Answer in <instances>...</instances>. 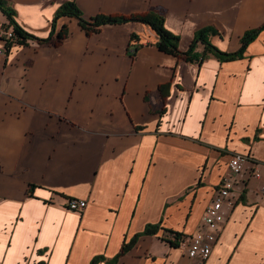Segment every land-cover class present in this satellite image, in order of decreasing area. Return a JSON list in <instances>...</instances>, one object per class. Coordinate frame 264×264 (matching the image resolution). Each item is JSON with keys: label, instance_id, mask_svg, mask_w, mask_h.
Returning <instances> with one entry per match:
<instances>
[{"label": "crops", "instance_id": "1", "mask_svg": "<svg viewBox=\"0 0 264 264\" xmlns=\"http://www.w3.org/2000/svg\"><path fill=\"white\" fill-rule=\"evenodd\" d=\"M8 1L48 38L69 0ZM75 1L86 19L160 12L185 52L206 27L237 52L264 24V0ZM8 20L0 9V33ZM79 22L61 17L60 41L0 40V264H190L173 232L204 225L235 153L250 159L206 264H264V31L240 58L199 42L186 61L142 23L88 33ZM72 198L87 207L66 208ZM147 225L160 228L136 237Z\"/></svg>", "mask_w": 264, "mask_h": 264}, {"label": "trees", "instance_id": "2", "mask_svg": "<svg viewBox=\"0 0 264 264\" xmlns=\"http://www.w3.org/2000/svg\"><path fill=\"white\" fill-rule=\"evenodd\" d=\"M0 9L5 16L9 19V25L14 27V31L16 33V44H26L30 40L37 41L38 43H49L60 41L68 37L69 31L67 28L61 29L57 35V21L61 17H75L80 22V25L84 30L88 33L99 31L102 25L108 24H119V23H128V22H139L144 25L149 26L154 32L157 34L158 39L156 42V47L162 51L169 53L172 56L178 58H184L186 61H192L199 56L198 51L196 50L197 44L200 42L205 46V50L212 52L218 58L223 60H234L240 58L244 55V52L248 45L253 42L261 31H264V24L261 26L254 28L252 30L246 31L242 37L241 48L237 52H223L219 48H217L213 43H211L209 36L210 34H215V30L211 27H206L204 29H200L196 32L194 41H192L191 46L187 52L182 51L179 47V42L181 40L179 35L174 34L166 27V17L155 10H150L145 13H135L129 16H124L121 14L109 15V14H99L92 17L91 19H86L81 10L78 8V4L75 0H69L64 2L55 13V17L52 21V33L48 38H38L31 33L27 32L23 27H21L16 21V10L11 6L8 0H0ZM131 40H138L137 34L132 35ZM138 46H135L134 50H132L133 54L137 51ZM160 225H147L144 231L138 234L136 237L140 235H154L158 232ZM175 235V239L181 238L184 234H180L179 232H173ZM137 239V238H135ZM134 240V239H133ZM135 241V240H134ZM133 241V242H134ZM173 246L178 247L177 241L170 242ZM129 244H126L123 250H127Z\"/></svg>", "mask_w": 264, "mask_h": 264}, {"label": "built area", "instance_id": "3", "mask_svg": "<svg viewBox=\"0 0 264 264\" xmlns=\"http://www.w3.org/2000/svg\"><path fill=\"white\" fill-rule=\"evenodd\" d=\"M16 36L14 29H7L5 27L1 29L0 40L2 41L16 44ZM249 159L250 157L244 155V153L232 155L229 165L230 175L222 181L213 202L208 205L204 213V225L196 233L183 235L177 240L175 239V235L173 236L179 248L186 250L191 260L190 264H206L209 257H211L214 245L218 240L220 228L225 220L221 213L222 208L226 203L233 205L230 196L235 181H237V177L241 174L244 165ZM87 204L85 199L72 198L68 201L66 208L81 212L87 207Z\"/></svg>", "mask_w": 264, "mask_h": 264}, {"label": "rangeland", "instance_id": "4", "mask_svg": "<svg viewBox=\"0 0 264 264\" xmlns=\"http://www.w3.org/2000/svg\"><path fill=\"white\" fill-rule=\"evenodd\" d=\"M133 41H137V40H133Z\"/></svg>", "mask_w": 264, "mask_h": 264}]
</instances>
